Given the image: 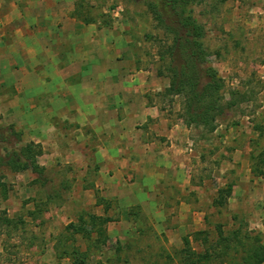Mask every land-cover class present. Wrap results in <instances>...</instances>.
I'll list each match as a JSON object with an SVG mask.
<instances>
[{"label": "rangeland", "instance_id": "rangeland-1", "mask_svg": "<svg viewBox=\"0 0 264 264\" xmlns=\"http://www.w3.org/2000/svg\"><path fill=\"white\" fill-rule=\"evenodd\" d=\"M148 2L74 0V10L123 40L132 69L155 79L148 102L163 113L161 128L181 137L186 210L167 208L175 219L159 225L146 201L128 210L126 225L117 224L116 201L95 186L96 144L63 143L60 151V138L35 143L24 118L3 112L15 94L0 91V157L32 142L46 178L42 184L29 169L0 164V264H264V0H186L181 17L180 8L160 4L161 22ZM192 51L222 81V110L206 125L187 124L186 95L166 92L173 69ZM156 138L169 145L166 136ZM90 215L107 221L92 225Z\"/></svg>", "mask_w": 264, "mask_h": 264}, {"label": "crops", "instance_id": "crops-1", "mask_svg": "<svg viewBox=\"0 0 264 264\" xmlns=\"http://www.w3.org/2000/svg\"><path fill=\"white\" fill-rule=\"evenodd\" d=\"M74 7V0H0V91L15 94L3 112L24 118L23 127L35 130L30 139L43 146L54 138L59 146L96 144L95 186L116 201L117 224L149 201L159 225H169L175 216L167 208H187L181 137L177 142L174 128H161L163 113L148 102L156 86L150 72L132 69L134 55L123 40L85 22Z\"/></svg>", "mask_w": 264, "mask_h": 264}, {"label": "trees", "instance_id": "trees-1", "mask_svg": "<svg viewBox=\"0 0 264 264\" xmlns=\"http://www.w3.org/2000/svg\"><path fill=\"white\" fill-rule=\"evenodd\" d=\"M159 2L149 0L148 7L153 10L155 18L160 22L162 19L161 13L158 10L160 4L169 7L173 11H176V7L180 8V12L177 11V16L180 15V17L186 4V0H159ZM74 14L79 16L77 11H74ZM82 19L85 22L93 21L87 18ZM179 23L186 25L185 18H181ZM194 44L197 47L198 44ZM181 47L183 48L182 45ZM186 49L189 50L190 48L186 46ZM187 57L188 60H183L178 70L173 69V76L171 77L170 85L166 92L168 94L184 93L186 95L185 111L187 114V124L196 122L206 125L210 119H213V116L210 114L213 110H222V108L217 106L219 100L218 93L222 86V81L211 66L204 64L206 60H198L199 53L192 51ZM40 154L41 150L39 146L31 142L19 148L18 152L14 151L13 153L6 154V160L0 157V164L6 162L15 171L29 169L38 176V180H41L43 184L46 180L44 177L45 168L37 161V157ZM226 192L229 193L227 190ZM89 219L92 225L107 221L92 215L89 216ZM69 226L73 227L74 225L70 224ZM79 229H81L79 226L77 228L75 227V231ZM262 260L263 258L261 257L258 259V261Z\"/></svg>", "mask_w": 264, "mask_h": 264}]
</instances>
